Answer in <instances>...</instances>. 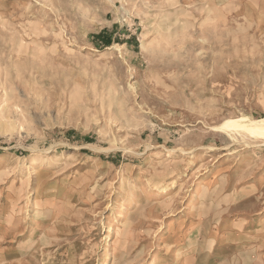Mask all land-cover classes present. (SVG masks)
<instances>
[{
    "label": "rangeland",
    "instance_id": "rangeland-1",
    "mask_svg": "<svg viewBox=\"0 0 264 264\" xmlns=\"http://www.w3.org/2000/svg\"><path fill=\"white\" fill-rule=\"evenodd\" d=\"M263 120L264 0H0V264H264Z\"/></svg>",
    "mask_w": 264,
    "mask_h": 264
},
{
    "label": "bare ground",
    "instance_id": "bare-ground-1",
    "mask_svg": "<svg viewBox=\"0 0 264 264\" xmlns=\"http://www.w3.org/2000/svg\"><path fill=\"white\" fill-rule=\"evenodd\" d=\"M240 119H238V121H239ZM242 120H244V119H241V121ZM246 121V120H245ZM233 122V121H232ZM243 122V121H242ZM240 123V122H239ZM252 123V122H251ZM226 124H228V122L226 123ZM233 124V123H232ZM231 126V125H230ZM252 126H255V128H256V133H258V134H261V136L262 135H264V120L261 122V125H259L258 123H256V121H255V123H252ZM235 127V126H234ZM233 127V128H234ZM224 128V127H223ZM222 128V129H223ZM238 128V127H237ZM225 129H227V128H225ZM228 129H230V128H228ZM240 129V128H239ZM241 129H243V128H241ZM246 129V128H245ZM235 130V129H234ZM238 130V129H237ZM244 130V129H243ZM246 131V130H245ZM230 132V131H229ZM247 132H249L248 130H247ZM251 132V131H250ZM254 132V131H253ZM260 136V137H261ZM263 137V136H262ZM169 201V200H168Z\"/></svg>",
    "mask_w": 264,
    "mask_h": 264
}]
</instances>
